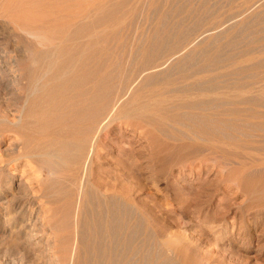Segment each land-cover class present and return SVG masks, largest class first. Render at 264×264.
Here are the masks:
<instances>
[{
    "label": "bare ground",
    "instance_id": "obj_1",
    "mask_svg": "<svg viewBox=\"0 0 264 264\" xmlns=\"http://www.w3.org/2000/svg\"><path fill=\"white\" fill-rule=\"evenodd\" d=\"M65 1L63 8L69 0ZM115 1L114 5L109 4L111 2L107 5L106 0L92 5L90 2L93 1L82 0L79 5L76 0L80 7L77 6V14L70 17L69 24L59 21L69 28L70 21L73 22L70 32L63 29V24H60L62 29H52L51 24L44 23L46 21L39 23L40 14L46 8L41 5L50 0H35V5L39 4L41 9L36 8L31 16H22L30 26L25 30L32 32L33 38L30 40L20 35L19 43L30 54L18 55V60L13 58L7 62L3 58L5 53L0 51V72L11 75L9 83L15 85L19 82L25 92V95H17L10 91L11 85L7 87L14 94L10 101L16 106L6 109L0 120V144L4 145L8 138L14 139H10L4 148L6 156L0 159V166L5 169L6 165L27 157L34 163L36 171H40L37 189L29 192L32 198L23 197L20 201V212H25L27 207L33 209L31 216L23 218L20 229L29 228L26 232L28 240L33 244L38 242L39 215L35 219L33 213H41V206L35 207V199L41 192L44 199L41 202L49 212L45 217L53 231V236L47 235L46 241H50L48 245L54 249L58 264H178L168 249L151 244L155 235L152 231L153 235L143 231L142 219L131 223L128 215L132 210H127L128 207L125 210L124 205L119 207V203L128 197L124 193L121 195L124 199H119L120 177L116 170L119 169L120 148L116 146L117 140H113L116 138L119 142V133L123 136L124 129L137 134L141 130V140L144 139L148 146L145 150L156 153L155 157H148L159 164L157 169L154 168L156 176L164 175L167 163L182 161L187 152L191 155L205 146L226 153L227 158L244 168V172L246 167H250V171L252 167L264 168V112L260 109L264 108V55L259 56L264 53V45L257 50L250 44L254 41L240 40L238 35L235 36L236 31L250 32L253 28H256L255 32L259 31L256 25L244 20L247 15H242L239 28L226 27L228 23L234 25L231 20L237 14L233 16L229 12L226 17L222 15V19L224 8H221V1L224 0L220 1L221 7L216 1L210 0L217 4L209 2V6L207 0H200L199 4L203 3L204 8L201 10L202 5H196L200 8L197 11L201 10L197 12L199 16L207 14L209 8H217L216 5L222 9L219 10L220 16L215 12L217 9L213 10L215 18L213 12H209L215 20L205 16L203 21L207 22L202 25H192L197 14L195 19L191 18V24L187 23L188 16H191L189 12L193 15L196 11L195 5L194 9L191 7V0L186 1L190 3L186 8H183L186 3L179 4L180 0H173L168 9L159 8L157 2L162 10L157 9L156 21L151 22L145 35L136 31L139 35L136 37L132 36L133 28L131 35L126 34L131 25L126 24L128 27L122 29L123 35L119 34V28L114 27L116 31L112 32L108 30L111 23L119 24L120 10L127 2ZM133 10L130 14L134 13ZM211 14L207 15L210 17ZM59 17H53L55 24ZM98 29L103 33L99 31L102 34L97 35L94 30ZM41 34L47 35V42L40 38ZM40 40L45 44L54 41V46L42 50L38 45L42 43ZM14 67L20 71V77L14 75L15 70L11 72ZM257 84L260 85L257 87ZM153 129L160 132L161 139L175 142L170 145L171 149L169 141L165 144L172 150V155L170 152L159 156L161 151L155 150L159 138L157 140ZM190 133L195 135L192 140L187 136ZM10 153L17 154L10 156ZM135 238L140 239L139 244H135ZM192 262L183 264H194Z\"/></svg>",
    "mask_w": 264,
    "mask_h": 264
},
{
    "label": "rangeland",
    "instance_id": "obj_2",
    "mask_svg": "<svg viewBox=\"0 0 264 264\" xmlns=\"http://www.w3.org/2000/svg\"><path fill=\"white\" fill-rule=\"evenodd\" d=\"M31 1L32 0H0V51H3L2 53H5L3 54V58L6 59L7 62L12 60L13 58L18 60V55L21 56L24 54H30L27 49L21 46L18 37L21 35L24 38L26 37L30 40H32L33 38L31 37L32 32L30 33L29 31L25 30L30 27L28 26L29 23L27 22V20L23 19V17L25 18V15H33V13L36 11L35 9L41 6L42 8L43 6L46 7L45 9H47V7H50L51 9H47V12L44 8V10L42 9L45 12V15L42 11V14H40L41 20L39 21V23L46 21L44 23H47V25L51 24L49 25V27L51 26L52 29H62V25L60 26V24H63V29L66 28L68 31L69 29L71 31L73 29L71 27L73 22L70 21V28L69 25H67L66 23L60 22L66 21L69 24L70 17L75 15V13L77 12V8L80 7L79 5H81L82 2V0H77V4H79L77 5L75 3L76 0H66V4H69L68 7H70L68 9L67 5H65L67 8L66 11V8H63V5L65 4L64 0H56L58 1V3H56L55 0H50L49 3H43L39 7V4L35 5V0L33 2ZM90 1H93L90 2L92 3V5H94L97 1L99 2V0ZM184 1L182 2V0H180L179 3L181 4V6L182 4L186 3L183 5V8L189 7L190 3L188 2L191 1L192 6H190L193 7V9L196 7V11H193L195 13L192 12L193 15L189 12V15H191L192 17L186 14V16H188L187 23L191 24V21L195 19L197 12L200 13L204 6L202 5L203 3L199 4V2H201L200 0ZM207 1V5H209L211 2L214 3L213 1H216L219 3L218 5L220 7L223 3L224 7L222 6L221 8H224L225 10H222L221 8L218 9L219 6L217 5V8L214 7V9H217L216 11L212 9L213 7L209 8L212 9V11L208 8V10L206 9L207 14H211L213 12L214 18V14H216L217 12V15L220 16L219 10H222L224 12H221V16L223 15L225 17L229 15V12L230 14L232 13L233 16L234 14L238 15L240 13L239 17H237L236 15L231 20L232 24L234 25H231V23H228L231 26L226 24V27L228 28H232V26L234 28H239V26L241 25L240 21H243V16L247 15L244 20L248 21V24L256 25V27L259 28V31L255 32L256 28H253V30L250 32L243 30L245 33H242L243 31H241L240 33L239 31H236L235 36L238 35V39H247L250 42H255V40L261 37L259 40L260 42L258 41L255 43H250L253 47H255V49L257 48V50L261 48L260 46L262 44L264 45V29L262 30V28H264V0H213L211 2L210 0ZM220 1L222 2L221 4ZM157 2H159V4ZM171 2H173V0H127L125 4L123 3L124 7L120 10L119 24L117 22L111 23L108 27V30H111L112 32L116 31L114 27L117 29L119 28V31H121L119 34H122V32L124 31L122 29L127 28L129 25H131L132 27L130 26V32L128 31L129 33L126 34L131 35L133 30V37L139 36L138 34H141V36L143 34L145 35L149 31L148 29H150L149 27L152 24L151 22L154 23V21H156L154 19L156 18L155 16H157V12H159V10L161 11L163 8L168 9V7H170ZM60 3L61 5H59ZM73 3H75L76 5L74 6ZM108 3L114 5L116 1L106 0L107 5H109ZM153 4L155 5L154 7H152ZM193 5H195V7ZM196 5L198 7H201L202 5L201 10L197 11V9L200 8H197ZM61 7L63 9H60ZM158 7H162V9H159ZM54 8L56 10H54ZM58 10H61L62 12L59 11L58 13H56L55 11ZM131 10H133L134 13L130 14V12H132ZM213 10L216 13H214ZM24 11L25 13L22 14ZM51 11L52 13H49ZM243 11L245 14H242ZM17 12L19 13L17 14ZM63 12L65 13L64 16ZM135 12L136 15L134 16ZM53 13H55L56 15H60V17L63 16L61 18L59 17L60 19L57 18L59 19L58 22L60 21L59 23H54L55 20L53 17H57L58 15L56 16L54 14V16ZM46 14H51L48 16L49 18L47 17L48 19L44 18ZM207 14L204 13L202 14L203 16H199L200 14H197V19L193 21L192 25H196L197 23H199L197 25H202L207 22L203 21V17L205 16L208 19H214L212 14L210 17ZM120 15H123V17ZM150 15H152L153 19ZM218 16V19L221 18ZM51 17L53 19H51ZM120 17L122 18L120 19ZM124 17H127L126 20ZM207 18H204V20H208ZM217 18L216 20H218ZM132 19L133 21H131ZM199 19L202 20L200 21ZM121 20L125 23L123 24ZM261 20L263 22H261ZM52 23H54L55 26H52ZM120 24H123V26H121ZM126 24L128 25L127 27ZM66 25L68 26V28ZM136 27L139 28L136 29ZM131 28L133 29L131 30ZM138 29L141 30V32H139ZM67 30L66 32H68ZM94 31L97 35L103 33L101 29H98V31ZM99 31H101L102 33ZM136 31L138 32L137 35ZM246 32H248L250 35L248 33V36L245 35ZM252 35L256 36L253 37ZM43 36L44 35L40 36V38H44L45 40L47 35H45L44 37ZM239 36H241L242 38H239ZM44 40H40L43 44L41 42L38 44L40 45L39 48H42V50L49 49V45H51L50 47L54 46V41H49L45 44ZM45 41L47 42V40ZM44 44L48 47L44 46ZM237 51L240 52L241 49H238ZM262 55H264V53H261L259 56L261 57ZM8 56L10 57V59ZM18 67L19 66L16 65V68ZM16 68L14 67L11 72L13 73V71L15 70L14 75L16 74L20 77V71H18V69ZM0 76V82L4 80L0 83V120H2L4 117V111L6 109L14 108V106L16 105H13L10 101L11 96H13L14 94L12 95V93H10L7 88L11 85V83H9L11 81H8V77H11V75H8V73H4L1 71ZM259 85L260 84H257V87ZM20 86L21 85L18 82L15 83V85H11V88L9 89L11 92L15 94L17 93V95H25V92L21 90ZM240 106L242 107L244 105ZM260 109L261 111L263 110L262 112H264V108ZM12 111L14 110L12 109ZM229 117L230 116H226L227 119H229ZM252 119H255L254 121L259 120L257 118ZM229 120H232V118L230 117ZM119 123L121 125V122ZM140 131L141 130H139V133L137 134L133 133V131L129 129H124V131L122 130L123 136L121 133H119V142H117L118 139L116 138L113 140V142L117 140L115 142L116 146L119 145L118 147L120 148V158L118 167L119 169L116 170V172L118 171L120 177L119 199L124 195V193H126L128 197V199H124L123 197L121 198V201L124 199L123 202H125V200L126 202L124 204L123 202H120L119 207L121 205H124L125 210L127 209L126 207H128L127 210H132L131 215H128V220L134 224L136 222L138 223V219H142L140 221V223L142 222L140 226L143 228V231H148L149 233H151L152 231L155 235L152 236L153 233H151L152 239L154 238L153 240H151V244L154 243V246L163 247L165 250L168 249L167 252H170L172 254L171 256L178 262V264H183L190 261H193L192 263L194 264H264V168L252 167L250 171V167H246L244 172V168H239L240 166L236 162H232L231 159L227 158L229 156L226 153H222L221 150L215 151V149L213 150V148L205 146L206 148L200 147L199 149H197L195 151L196 154L195 152H192V154L190 155V153L187 152V156H185L186 159L184 158L182 161L176 163L172 161L170 162L172 165L170 163H167L165 165L166 167H164L166 170L164 172V175L156 176L154 173V168L157 169L159 167V164L157 163V161L152 162L150 159L148 160V157H155L156 153L153 151L151 152V150L146 151L148 149L147 142L144 139L141 140ZM152 131H154V129ZM155 132H157L158 134ZM153 133L155 136H158L157 140L159 138L158 142L162 144L158 146L159 143L156 142L155 150H157L158 153H160L161 151L159 156L161 154H170V152L172 151L170 150L172 148L171 146H173L172 144H175V142L172 140L170 141L168 139L169 143H171L169 144V146L171 145L169 147L170 149H168V146L165 145L168 142L166 138L161 139L160 132L157 129H155ZM191 134L192 133L187 134L188 137L191 136L190 140L195 137V135L192 136L193 134ZM254 137L259 138V140H262L261 137ZM10 139L12 140L14 139V137L8 138L5 141L4 145L0 144V159H2L3 157L5 158L6 154L4 153L6 152L4 151V148H7L8 143H10L11 141ZM130 139L133 141H131ZM144 141L146 142V145ZM133 145L135 146L133 147ZM142 148L144 150H142ZM201 148L202 152H200ZM207 149H209L211 152L209 150L207 151ZM110 151L112 152V150ZM136 151H138V153ZM126 152H128V154ZM16 154L17 153H10V156H16ZM170 155H172V152ZM189 155L192 157L190 158ZM195 156L197 157L195 158ZM18 162L10 164L9 166L6 165L5 169L4 167L2 168L0 166V264H55L57 263L55 262L57 258L56 256H54V249H52V247L50 248V246L48 245V242L50 241H46L47 238H51L53 236V231H51V227L48 226V222L45 217L48 216L49 212L44 203L41 202V200H44L42 199L41 192H39V194L37 195L38 197H36L35 199L37 203L35 207L37 208L38 206H41V208H39L41 209V213H33L35 219L39 215V218H37V230L39 239L36 240V242H38L33 244L30 240H28L29 238L26 232L30 230L29 228H26L27 231L26 229H20V224H22L23 218H25V216H31L33 210L32 208L27 207L25 209V212H20V201L25 197L32 198V195L29 192L35 190V188L37 189V175H40V171H36L34 163L28 161L27 157L19 160ZM134 162L135 164H133ZM125 164H127V167ZM129 164H132V166H130ZM169 167L170 170H168ZM39 177L42 178L43 175ZM261 188L263 190L262 192L260 191ZM26 193H28L27 196L25 195ZM46 211L48 213H46ZM23 213H27V215H24ZM144 215L146 218H144ZM134 217L137 218L135 219ZM136 243L139 244L140 239L138 240L135 238V244Z\"/></svg>",
    "mask_w": 264,
    "mask_h": 264
}]
</instances>
